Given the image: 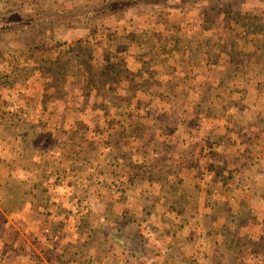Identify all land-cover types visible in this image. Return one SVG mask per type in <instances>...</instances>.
Returning <instances> with one entry per match:
<instances>
[{
  "label": "rangeland",
  "instance_id": "1",
  "mask_svg": "<svg viewBox=\"0 0 264 264\" xmlns=\"http://www.w3.org/2000/svg\"><path fill=\"white\" fill-rule=\"evenodd\" d=\"M125 2L0 0V264H264V0Z\"/></svg>",
  "mask_w": 264,
  "mask_h": 264
},
{
  "label": "trees",
  "instance_id": "2",
  "mask_svg": "<svg viewBox=\"0 0 264 264\" xmlns=\"http://www.w3.org/2000/svg\"><path fill=\"white\" fill-rule=\"evenodd\" d=\"M143 1H144V2H143ZM148 1H149V2H148ZM151 1L154 2V0H126L125 3H126V4H129V5H132V4L135 5L136 3H138V4H140V3L143 4V3H146V2L150 3ZM157 1H161V0H157ZM163 1H164V0H162V2H163ZM121 4H122V3H121ZM124 7H125V6H124ZM103 8L106 9L107 6L104 5Z\"/></svg>",
  "mask_w": 264,
  "mask_h": 264
}]
</instances>
